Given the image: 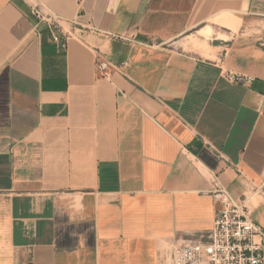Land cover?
<instances>
[{
	"label": "crops",
	"instance_id": "0c3cea01",
	"mask_svg": "<svg viewBox=\"0 0 264 264\" xmlns=\"http://www.w3.org/2000/svg\"><path fill=\"white\" fill-rule=\"evenodd\" d=\"M225 14L215 58L175 45ZM262 23L264 0H0V264H170L212 226L213 182L264 183ZM97 53L126 64L102 76Z\"/></svg>",
	"mask_w": 264,
	"mask_h": 264
},
{
	"label": "built area",
	"instance_id": "2783aa9c",
	"mask_svg": "<svg viewBox=\"0 0 264 264\" xmlns=\"http://www.w3.org/2000/svg\"><path fill=\"white\" fill-rule=\"evenodd\" d=\"M31 13L38 21H43L51 33V40L66 47L68 33L59 31L60 23L53 15L44 14L38 6L31 8ZM97 35L119 38L129 42L133 38L126 35H115L109 32L91 28ZM96 70L105 77L112 71L121 72L126 64L122 61L116 64L96 56ZM224 78L230 83H243L251 79L227 73ZM211 194L220 203L212 226L202 232L175 236L168 242L171 253L170 264H264V228L253 219L247 206L248 195L235 198L227 188L213 182ZM264 188V183L253 185L249 194L253 196Z\"/></svg>",
	"mask_w": 264,
	"mask_h": 264
},
{
	"label": "rangeland",
	"instance_id": "374dc122",
	"mask_svg": "<svg viewBox=\"0 0 264 264\" xmlns=\"http://www.w3.org/2000/svg\"><path fill=\"white\" fill-rule=\"evenodd\" d=\"M227 16H231V17H235L237 19H239L238 17L234 16V15H229V14H225ZM218 16V15H217ZM217 16L211 18L209 20V22L207 23L208 29H206V27L203 29V31H201V33H198L197 28L185 33L183 36H181V38L179 39L178 43H175V45L178 47L180 46L181 48H183L184 50H192V51H197L199 54H201L202 56V50L205 49V41L207 38V43L210 44V48H209V56L211 58H215V51H213L212 49V45H215V41L211 40L213 36L217 35V37L221 38V39H228V36H231L232 33L237 29L238 26H234V27H226V26H221L220 24H218L216 21ZM240 20V19H239ZM201 27V26H199ZM226 27V28H224ZM231 30H228V29ZM259 28H264V23L260 24ZM207 30V31H206ZM216 31H218V33H216ZM229 32V33H227ZM205 33V34H203ZM215 33V35H214ZM206 57V56H205ZM248 197L250 198V206H254L256 204H258L259 201H263V198L261 196H259L258 194H254L253 196H251V194L247 193ZM252 204V205H251Z\"/></svg>",
	"mask_w": 264,
	"mask_h": 264
},
{
	"label": "bare ground",
	"instance_id": "6f19581e",
	"mask_svg": "<svg viewBox=\"0 0 264 264\" xmlns=\"http://www.w3.org/2000/svg\"><path fill=\"white\" fill-rule=\"evenodd\" d=\"M218 24H220L221 26H226V27H234V26H238L240 20L235 18V17H231V16H227V15H221L220 17L216 18V21ZM206 27V26H205ZM204 28L199 29L198 33H201V31H203ZM206 29H208V26L206 27ZM207 31V30H206ZM205 34V33H203ZM219 38V37H218ZM205 49L202 50V53L204 56L208 57L209 56V48L211 47L210 44L207 43V38L205 41ZM252 205V204H251Z\"/></svg>",
	"mask_w": 264,
	"mask_h": 264
}]
</instances>
